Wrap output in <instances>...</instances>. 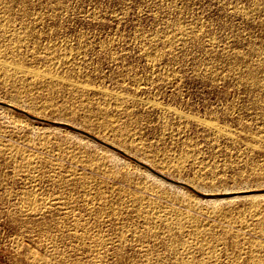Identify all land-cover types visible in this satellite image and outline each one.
Masks as SVG:
<instances>
[{
    "label": "rangeland",
    "instance_id": "374dc122",
    "mask_svg": "<svg viewBox=\"0 0 264 264\" xmlns=\"http://www.w3.org/2000/svg\"><path fill=\"white\" fill-rule=\"evenodd\" d=\"M0 22V264H264V0Z\"/></svg>",
    "mask_w": 264,
    "mask_h": 264
},
{
    "label": "bare ground",
    "instance_id": "6f19581e",
    "mask_svg": "<svg viewBox=\"0 0 264 264\" xmlns=\"http://www.w3.org/2000/svg\"><path fill=\"white\" fill-rule=\"evenodd\" d=\"M8 21H9V20H8ZM4 22H5V21H4ZM0 23H1V22H0ZM6 24H7V23H6ZM4 25H5V24H4ZM1 30H2V29H1ZM1 30H0V31H1ZM4 64H6V63H4ZM2 65H3V64H2ZM22 65H23V64H22ZM19 68H20V67H19ZM20 69H21V68H20ZM34 69H35V68H34ZM34 69H31V70L34 71ZM22 70H25V69H22ZM26 70H28V69H26ZM36 70H37V69H35V72H36L37 74L40 73V71L37 72ZM41 70H42V69H41ZM33 71H32V72H33ZM47 71H49V69H48ZM32 72H30V73H32ZM36 73H35V74H36ZM37 74H36V75H37ZM33 75H34V73H33ZM36 75H35V77H36ZM38 75H39V74H38ZM38 75H37V76H38ZM41 75L43 76V75H45V74H43V72H41ZM45 77H47V76L45 75ZM48 78H49V77H48ZM54 78H55V77H54ZM120 97H121V96H120ZM118 98H119V97H118ZM122 98H123V97H122ZM123 100H124V99H123ZM120 102H122V101H120ZM210 126H213V127H216V128H217V126H215L214 123H210ZM88 161H89V160H88ZM140 202H141V201H140ZM139 205H140V204H139ZM37 206L39 207L40 205H37ZM40 207H41V206H40ZM42 208H43V206H42ZM42 208H41V209H42ZM37 210H38V211H41V210H39V208L34 209L35 212H36ZM139 210H140V209H139ZM37 214H38V213H37ZM76 221H77V220H76ZM80 222H81V221H80ZM73 224H74V223H73ZM80 224H82V222H81V223H79V222H76V223H75V225L78 226V227L80 226ZM83 225H85V224L83 223ZM83 225H82V226H83ZM80 227H81V226H80ZM84 227H85V226H84ZM83 229H84V228H83ZM84 231H85V230H84ZM71 234H72V233H71ZM76 235H77V233H76ZM74 236H75V235H74ZM76 237H77V236H76ZM78 237H79V236H78ZM99 240H100V239H99ZM96 242H97V241H96ZM98 243H100V242H98ZM102 244H103V241H102ZM82 245H84V247H85V245H86L85 242H82ZM91 245H92V244H91ZM95 245H96V244H95ZM88 247H89V248H88L89 251L92 252V251L94 250V249L92 248L93 246L91 247V246L89 245ZM94 247H95V246H94ZM98 247H99V246H98ZM98 247H97V248H98ZM95 248H96V247H95ZM85 250H86V249H85ZM94 252H95V251H93V254H94ZM87 253H88V252H87ZM89 253H90V252H89ZM95 253H96V252H95ZM58 255L62 258V257L65 256V253H63V254H58ZM90 255H91V254H90ZM94 256H96V254L92 255L91 258H94ZM100 260H101V259H100ZM95 261H96V260H95ZM101 261H102V260H101ZM91 262H92V261H91Z\"/></svg>",
    "mask_w": 264,
    "mask_h": 264
},
{
    "label": "water",
    "instance_id": "95a60500",
    "mask_svg": "<svg viewBox=\"0 0 264 264\" xmlns=\"http://www.w3.org/2000/svg\"><path fill=\"white\" fill-rule=\"evenodd\" d=\"M156 173H157L160 177H162V178H164V179H167V180H169V181H174V180H172V179L166 177L165 175H163V174H161V173H158V172H156Z\"/></svg>",
    "mask_w": 264,
    "mask_h": 264
}]
</instances>
